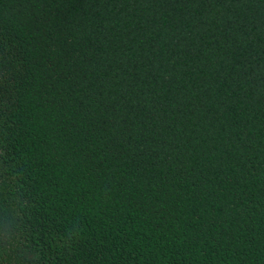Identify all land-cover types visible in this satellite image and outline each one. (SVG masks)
<instances>
[{
	"label": "trees",
	"instance_id": "16d2710c",
	"mask_svg": "<svg viewBox=\"0 0 264 264\" xmlns=\"http://www.w3.org/2000/svg\"><path fill=\"white\" fill-rule=\"evenodd\" d=\"M0 264H264V0H0Z\"/></svg>",
	"mask_w": 264,
	"mask_h": 264
}]
</instances>
